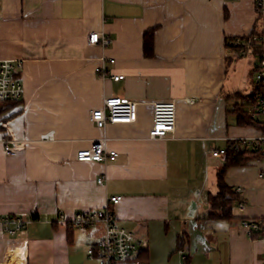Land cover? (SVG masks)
Returning <instances> with one entry per match:
<instances>
[{
  "label": "crops",
  "instance_id": "crops-1",
  "mask_svg": "<svg viewBox=\"0 0 264 264\" xmlns=\"http://www.w3.org/2000/svg\"><path fill=\"white\" fill-rule=\"evenodd\" d=\"M258 20L253 0H0V59L22 62L24 88L19 102H0V215L25 220L16 233L0 225V264H99L86 250L103 225L63 220L106 206L145 242L120 264H262L264 238L241 220L264 217L263 157L225 168L238 199L231 217L208 216L225 160L211 151L262 133L235 111L248 113L256 89L258 44L247 37ZM100 30L105 48L87 42ZM102 55L114 58L104 77ZM110 95L134 100L135 120L96 127L89 111ZM156 100L175 102L162 138L148 136ZM102 136L113 160L76 159Z\"/></svg>",
  "mask_w": 264,
  "mask_h": 264
},
{
  "label": "built area",
  "instance_id": "built-area-1",
  "mask_svg": "<svg viewBox=\"0 0 264 264\" xmlns=\"http://www.w3.org/2000/svg\"><path fill=\"white\" fill-rule=\"evenodd\" d=\"M254 13L261 22L260 32L256 35L259 49L258 61L256 64L255 81L256 91L253 101L249 104L248 115L253 121L263 125V131L258 136H246L234 138L226 148H216L211 151L212 155L219 157L225 155L227 149L238 152L242 149L258 150L264 158V0H253ZM89 44H99L102 48L109 46L111 38L103 31H91L88 33ZM234 44L238 43L235 39ZM114 58L100 56L98 64L94 67L97 75L104 77L108 73V63H113ZM22 67L20 60L8 58L0 59V102H18L23 96V83L17 75ZM113 80L123 78V74L111 73ZM152 125L149 129L150 138H162L167 132L175 128V102L173 100H156L151 104ZM136 118V102L126 97L110 95L102 99L100 106L89 111V120L98 128H104L106 123H128ZM48 134H46L47 136ZM9 139L3 140V149L7 154H13L10 148ZM117 151L106 147V137L95 139L88 147L76 151L75 157L80 161H106L113 160ZM103 176L97 178L101 183ZM236 190H239L237 188ZM120 196H110L109 202L115 205L119 202ZM239 207L242 204L239 203ZM70 227L88 228L96 224L103 225L102 235L95 243L87 248V255L95 257L99 264H120L132 258L136 251L145 245L144 240L135 238L133 233L115 222V214L108 207L96 210H85L76 213L69 220H63ZM263 218L248 217L241 220V225L248 236L258 231ZM25 220L13 214L0 215V225L8 233L20 232ZM264 238V233L261 235ZM185 255H183V258ZM132 264H139L133 261ZM264 264V258L263 262Z\"/></svg>",
  "mask_w": 264,
  "mask_h": 264
},
{
  "label": "trees",
  "instance_id": "trees-1",
  "mask_svg": "<svg viewBox=\"0 0 264 264\" xmlns=\"http://www.w3.org/2000/svg\"><path fill=\"white\" fill-rule=\"evenodd\" d=\"M255 37H256V34L255 36L251 34L247 37V39H249V42L251 44H255V41H256ZM150 47H151V31L146 32L144 36V50L146 54H149L148 49L150 50ZM258 53H259V49H258ZM254 93L255 92L251 93L248 96L251 102L253 101ZM1 103H4V102H1ZM235 111L237 114V121L239 123L255 125L260 130L263 131V125L260 122L253 121L247 112L241 111L236 108H235ZM260 156H261L260 152L254 149H242L238 152H234L231 149H227L225 153L224 163L217 173V192L215 194L209 195V206H210V210L208 214L209 217H213V218L231 217V206L237 197L234 196L233 194L234 192L224 181L225 168L228 166H232V165H241L243 163L248 162L251 159L259 158ZM261 218H263L261 227L258 231L252 234L253 237H259L264 233V217H261ZM178 239H179L178 247H181L182 245L181 243L183 242V237L179 236Z\"/></svg>",
  "mask_w": 264,
  "mask_h": 264
},
{
  "label": "rangeland",
  "instance_id": "rangeland-1",
  "mask_svg": "<svg viewBox=\"0 0 264 264\" xmlns=\"http://www.w3.org/2000/svg\"><path fill=\"white\" fill-rule=\"evenodd\" d=\"M260 27H261V22L260 20H258L256 26L254 27L255 28V32H260ZM214 192V191H213ZM214 194V193H213Z\"/></svg>",
  "mask_w": 264,
  "mask_h": 264
}]
</instances>
